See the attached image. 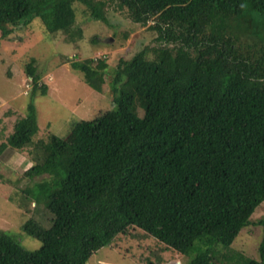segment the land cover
Returning a JSON list of instances; mask_svg holds the SVG:
<instances>
[{
  "label": "trees",
  "instance_id": "trees-1",
  "mask_svg": "<svg viewBox=\"0 0 264 264\" xmlns=\"http://www.w3.org/2000/svg\"><path fill=\"white\" fill-rule=\"evenodd\" d=\"M78 4L107 25L113 6L153 41L120 59L108 85H94L105 57L70 63L110 89L111 108L66 136L35 139L31 103L15 121L0 154L26 150L24 177H39L24 189L34 206L21 226L39 246L0 231V264H87L133 231L187 264H223L243 228L264 233V218L249 220L264 202V0H0V48L35 18L73 41ZM92 43L91 53L106 46ZM24 68L34 96L35 60ZM258 251L244 264H264V234Z\"/></svg>",
  "mask_w": 264,
  "mask_h": 264
},
{
  "label": "rangeland",
  "instance_id": "rangeland-1",
  "mask_svg": "<svg viewBox=\"0 0 264 264\" xmlns=\"http://www.w3.org/2000/svg\"><path fill=\"white\" fill-rule=\"evenodd\" d=\"M74 29H81L82 35L69 40L64 33L48 34L33 19L4 40L0 48V144L6 142L15 121L25 116L26 106L35 109L37 133L34 137L46 138L50 134L64 137L70 123L89 120L98 112L111 108L110 89L102 91L89 87L70 67L72 61L85 58L105 57L107 67L99 82H106L120 59H129L144 45L153 41L154 35L147 26L130 22L125 14L110 6L105 10L109 25L91 20L84 5L78 4ZM96 40L103 47L92 52ZM2 44V43H1ZM92 44V46H91ZM98 44V45H100ZM35 60L38 87L32 92V79L25 73V64ZM47 91L42 93L40 86ZM26 151V150H25ZM25 151H9L0 154V231L17 237L27 250L36 249L39 243L31 241L21 226L30 215L34 203L26 196L24 189L30 188L39 177L26 180L24 171L30 166ZM46 177V176H45ZM264 218V202L250 217L251 223ZM260 226L243 228L231 246L226 250L228 260L223 264H244L245 260H259L258 247L263 238ZM196 253H193L194 256ZM232 258V262L229 259ZM188 259L176 257L172 250H165L154 238H145L141 232L117 237L112 245L94 253L87 264H187Z\"/></svg>",
  "mask_w": 264,
  "mask_h": 264
}]
</instances>
